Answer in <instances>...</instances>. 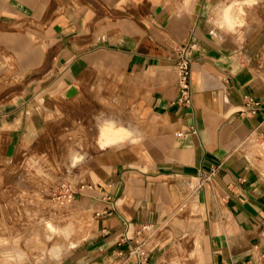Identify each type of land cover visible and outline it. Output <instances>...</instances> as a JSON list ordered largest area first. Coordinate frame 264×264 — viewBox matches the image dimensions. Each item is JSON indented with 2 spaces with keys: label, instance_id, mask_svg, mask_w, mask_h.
I'll return each mask as SVG.
<instances>
[{
  "label": "crops",
  "instance_id": "crops-1",
  "mask_svg": "<svg viewBox=\"0 0 264 264\" xmlns=\"http://www.w3.org/2000/svg\"><path fill=\"white\" fill-rule=\"evenodd\" d=\"M211 2L218 0H0V219L14 203L22 209L23 196L42 193L34 175L38 161H50L36 153L44 136L48 145L69 115L79 123L92 115L93 128L112 120L133 136L101 148L98 133L74 208L91 220L83 234L54 235L69 242L61 264L73 256L181 264L166 251L177 240L190 247L189 237L202 264H264V172L242 149L264 139V84L244 63L243 41L217 28L216 14L208 23ZM190 41L193 96L184 107L175 103L176 48ZM93 211L102 216L90 225ZM50 220L18 234L30 264L37 250L26 241ZM151 226L169 230L144 250L138 234Z\"/></svg>",
  "mask_w": 264,
  "mask_h": 264
},
{
  "label": "rangeland",
  "instance_id": "rangeland-1",
  "mask_svg": "<svg viewBox=\"0 0 264 264\" xmlns=\"http://www.w3.org/2000/svg\"><path fill=\"white\" fill-rule=\"evenodd\" d=\"M219 2L220 0H218V3ZM228 2L230 3L231 0H228ZM218 3L213 2L210 6L209 16L207 18L208 23L213 20L215 14L214 8ZM244 11V19L246 20L245 27L239 29V32H237V29L233 34H235V36L243 41V48L241 52L244 53L242 57L244 59L246 67L252 68L255 71V74L258 73L262 79V83L264 84V0H256V3L254 5H252L251 7H246ZM254 14L256 16H254ZM262 91L264 92V90ZM84 121L85 123H79L77 117H75L74 115H69L68 124H66L65 129L55 130L52 135H50L49 132L47 136L48 145L45 144L46 136H44V139L36 147L37 154H41L43 156L49 155L50 160L49 162L38 161L36 163L39 168L36 170L34 176L37 179V190L38 192L42 193L38 194V196L36 197L31 194H29L28 196H23L22 199L26 204L25 206H22V209L19 208L16 203H14V208L8 207L3 212L4 216L2 217L1 215L0 247L4 248L1 251V257L7 256V258L4 261L0 260V264H22V261H24L25 259H29L27 258L29 255H27L28 252L26 253L22 248H20L18 234L20 232L21 234H24L25 229H28L29 224H33L37 220L41 221V219L43 218H49L51 220L48 221V224L50 223L53 228L58 230V232L54 234L49 230L48 224L47 226L44 225L43 228H45L46 231L38 228L32 235V241L31 239L26 241L27 246L35 244V247L33 249L37 250L34 256V258L38 262L37 264H45V259L46 261L49 259L52 262L58 260L55 264H61L60 260L62 258L59 255H61L69 242L68 240L60 241L54 235L65 238V235L62 233L65 229H68L69 225L71 226L68 229V231L70 232L69 237L73 235H79V231L81 232V234H83L84 222L88 223V221H90L91 219H83V217H77V213L74 208L77 204H81L82 202L79 199L80 195H76L75 200H73L71 203L64 204H62L61 201L58 200L57 195H59V186L61 185V183H67L72 185L73 187H76L81 183V181L79 180H82L87 186L84 176L90 172L91 162H89L88 160L91 159L92 156L99 153V149L96 144V137L99 133L97 138L98 142L100 129L93 128L92 115H86V117H84ZM106 122L114 123L116 128H124L123 126L118 125L112 120H105L102 123L101 127ZM127 139L117 140L115 144L124 142ZM258 140L261 141L260 143H264L263 137L259 138ZM260 143L252 140L251 142L244 145L242 149L249 156V159L253 161L251 163L259 166L261 171L264 172V144ZM255 151H261L260 153L262 155L258 154L260 155V157H262V160L259 161V163L256 161V158L253 157V153ZM73 152H77L85 158V160L82 163L78 164L76 167H72L71 164V155ZM43 193H45L47 196L44 197ZM30 204L31 206L36 207L35 210L33 209L35 213V218L33 220L29 219V212H32V210L29 209ZM190 204H193V202H191ZM190 204H188L187 207H189ZM57 207L62 208V211L58 213L59 217L56 215L59 209ZM101 211L103 212V210H100V212ZM92 214L94 215L95 220L90 223V225H94V223L101 219L102 216L98 214V211H93ZM60 218L63 220V222H55V220H60ZM72 225L75 227V229ZM65 226L67 228H65ZM168 230L169 228H167V226L163 231H157L154 229V227L151 226L147 229L145 234L144 231H142L140 234H138V240L140 242L141 248L144 249L145 245H147L152 238L156 239H153V241L155 242L158 240L157 244L163 242L160 240L166 238ZM29 232L30 231L28 230L26 234L28 235ZM172 232L175 234L178 233L174 232L171 228L169 235L173 234ZM186 232L187 231H185L184 233ZM87 234L88 232L84 235V237L87 236ZM9 235L12 238L11 240H8L7 238V236ZM188 237V235H185L183 238ZM189 239H192L190 247L188 246V244H190V241L188 242V239L182 241L177 240L176 242L171 243L166 253L172 252V254L175 255V260L179 259L181 261V264H202V260L200 258V255L198 254L196 238L194 239L193 237H189ZM5 241L7 243H4ZM21 245L25 247L24 242H22ZM20 253L24 254V256L22 257ZM71 253L72 250L69 254ZM47 254H50L51 258L47 257ZM18 255L19 257H17L16 259V256ZM34 258L31 256V259ZM170 259V257H167V260H165V264H169L168 260ZM90 262L91 260H86L83 258L78 260L75 256L63 259V264H90ZM178 263L180 264V262Z\"/></svg>",
  "mask_w": 264,
  "mask_h": 264
},
{
  "label": "clouds",
  "instance_id": "clouds-1",
  "mask_svg": "<svg viewBox=\"0 0 264 264\" xmlns=\"http://www.w3.org/2000/svg\"><path fill=\"white\" fill-rule=\"evenodd\" d=\"M255 3L256 0H231L230 3L228 2V0H220V2L214 8V12L217 15V20L213 23L217 28H219L226 34L234 33L237 29H242L245 27V13L243 9L245 7H251ZM57 114H59L58 109ZM132 136L133 134L129 131H126L124 128H116L114 123L106 122L100 128L98 143L100 144V147L103 148L115 144L117 140H124L127 138H131ZM83 160L84 156L80 155L77 152L72 153V167H76L78 164L82 163ZM48 228L54 234L58 232V230L53 228L50 223L48 224ZM63 234L65 235V238H68L70 236V232L67 229L64 230ZM4 243L7 242L5 241Z\"/></svg>",
  "mask_w": 264,
  "mask_h": 264
},
{
  "label": "built area",
  "instance_id": "built-area-1",
  "mask_svg": "<svg viewBox=\"0 0 264 264\" xmlns=\"http://www.w3.org/2000/svg\"><path fill=\"white\" fill-rule=\"evenodd\" d=\"M196 49L194 41L179 45L176 48V70L180 95L175 103L184 107L192 104V67ZM59 187L60 192L57 198L62 204L71 203L75 200L78 194L75 186L61 183Z\"/></svg>",
  "mask_w": 264,
  "mask_h": 264
},
{
  "label": "bare ground",
  "instance_id": "bare-ground-1",
  "mask_svg": "<svg viewBox=\"0 0 264 264\" xmlns=\"http://www.w3.org/2000/svg\"><path fill=\"white\" fill-rule=\"evenodd\" d=\"M245 9H246V7L243 9V11H244ZM244 13H245V11H244ZM244 18H245V16H244ZM245 22H246V20H245ZM239 31H240V30L238 29L237 32H239ZM234 33H235V32H234ZM236 34H237V33H236ZM235 39H236V38H235ZM260 152H261V151H260ZM250 158H251V157H250ZM251 162H253V161H251ZM262 162H263V161H262ZM249 163H250V162H249ZM258 163H259V162H258ZM258 163H257V164H258ZM253 165H254L256 168H259V166H257L256 164L253 163ZM262 165H263V164H262ZM259 169H260V168H259ZM260 170H261V169H260ZM69 226H70V225H69ZM72 226H73V225H72ZM73 227H74V226H73ZM63 228H64V227H63ZM65 228H67V227L65 226ZM68 229H69V227H68ZM68 229H67V230H68ZM74 229H75V227H74ZM72 232H73V231H72ZM63 233H64V232H63ZM63 233H62V234H63ZM20 255H21L22 257L24 256V254H22V253H20ZM17 257H19V255H18ZM27 258H28V257H27ZM19 259H20V258H19ZM28 263L30 264V260H29V259H25L24 261H22V264H28ZM19 264H21V263H19Z\"/></svg>",
  "mask_w": 264,
  "mask_h": 264
}]
</instances>
